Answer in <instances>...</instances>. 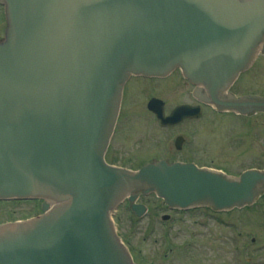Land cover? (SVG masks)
<instances>
[{"label":"water","instance_id":"95a60500","mask_svg":"<svg viewBox=\"0 0 264 264\" xmlns=\"http://www.w3.org/2000/svg\"><path fill=\"white\" fill-rule=\"evenodd\" d=\"M0 4L7 18L0 201H43L41 215L0 225V264H135L111 218L123 199L141 217L138 192L156 194L170 209L216 211L252 205L264 192V170L230 177L156 161L133 172L104 161L132 75L161 77L179 68L204 88L201 100L221 110L264 111L262 99L220 98L264 41V0ZM149 108L156 111L153 101ZM190 112L181 106L159 118L173 124Z\"/></svg>","mask_w":264,"mask_h":264},{"label":"rangeland","instance_id":"374dc122","mask_svg":"<svg viewBox=\"0 0 264 264\" xmlns=\"http://www.w3.org/2000/svg\"><path fill=\"white\" fill-rule=\"evenodd\" d=\"M155 86L158 87L145 81L132 83L111 146L132 155L121 158V164L131 170L138 169L153 149L138 154L136 148L143 146L144 139L156 140L163 135H157L158 129L144 110L149 96L146 94L156 95ZM160 89L167 90V84H160ZM178 101L181 99L171 94L168 106ZM207 113L201 122L211 142L221 144L219 163L224 170L237 176L248 167H264V115H256L245 126L232 117L218 118ZM141 202L148 207L141 218L126 204L112 216L117 233L136 264H264V193L255 205L241 210L219 215L184 213L179 221L176 216V221L171 218L168 222L161 219L171 215L161 200L149 195L142 196ZM40 204L37 200L0 201V224L33 218L41 214Z\"/></svg>","mask_w":264,"mask_h":264},{"label":"flooded vegetation","instance_id":"af4514ba","mask_svg":"<svg viewBox=\"0 0 264 264\" xmlns=\"http://www.w3.org/2000/svg\"><path fill=\"white\" fill-rule=\"evenodd\" d=\"M5 29L6 22L4 18V12L3 8L0 6V40L5 37ZM134 81H145L149 83L152 82L158 85V87L155 86V88H157V90L154 91L156 92V95H151V92H147L146 95L149 96L144 103V110L145 113L148 114V119L153 124L154 128H156V130L158 129V131H156L157 135L163 134L157 137L156 140L145 138V141L142 142L143 146L136 148V151L139 153L136 151L134 152L138 153L139 155H141L140 153L148 152L150 148H153L151 153L148 154V158H146L147 161L146 159L143 160L141 162L142 165H140L139 168L154 161H166L168 163L191 164L198 168H212L221 170L226 174L231 175V173L224 170L219 163V160L222 159L221 156L223 150L222 148L220 149L221 144L217 145L216 143L211 142V139L208 136V130L203 126L204 122L201 121L206 115H208L207 112H209V114L218 118L224 116L232 117L235 120L245 123V126H248L249 122L252 121L256 115H264V112L239 114L234 111L219 110L217 108L215 109L213 106L198 97V95L203 97L206 93L205 90L201 87L196 90V87L187 81L179 70H175L168 76L161 78L131 77L127 81L123 89L121 107L114 134L106 151V161L110 165L126 168V166L121 164V158H123L125 154L132 157L130 153L125 152V154H122L124 152L121 151V149H113L111 146L116 136L121 116L124 113V106L129 94V88ZM164 83L167 84V90L160 89V84ZM171 94L177 95L181 101H178V103L169 107L167 101ZM229 94H232L236 99H240L245 96L264 98V42L262 47L259 48L253 62H251L248 68L243 70L237 76L234 83L228 90L222 92L220 98L225 100ZM152 99L158 100L160 102L159 105L156 104L155 107L158 109V111H160V104L162 103L164 116H169L172 110L179 106H189L192 108V112L187 114L185 118L179 120V122L164 126L158 120L156 113L150 111L148 108V103ZM141 197L142 196H139L138 203L145 205V203L141 202ZM124 204L129 207V203L126 199L123 201L121 206ZM145 206L147 207V205ZM167 210L171 215H168V218L164 220V222H168L172 219L176 221V216L177 220L179 221V216L185 212H188L169 210L168 208ZM208 210L214 215L223 214L217 213L210 209ZM163 218L164 217L162 216L161 219Z\"/></svg>","mask_w":264,"mask_h":264}]
</instances>
